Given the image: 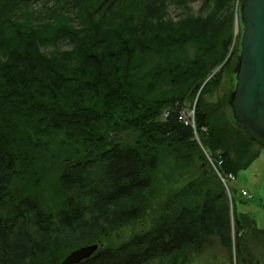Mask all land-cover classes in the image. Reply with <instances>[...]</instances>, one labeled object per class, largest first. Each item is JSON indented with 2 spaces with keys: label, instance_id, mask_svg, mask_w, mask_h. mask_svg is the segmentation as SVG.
<instances>
[{
  "label": "trees",
  "instance_id": "1",
  "mask_svg": "<svg viewBox=\"0 0 264 264\" xmlns=\"http://www.w3.org/2000/svg\"><path fill=\"white\" fill-rule=\"evenodd\" d=\"M239 4L0 0V264H59L96 242L83 264H147L185 258L217 232L227 238L229 200L216 165L237 174L264 145L225 115L216 122L203 99L221 84L220 73L207 79L233 61ZM170 7L181 11L176 22ZM200 91L195 121L213 160L180 119ZM125 132L127 142L117 137ZM46 161L57 163L56 214L32 194ZM154 209L147 230L104 243ZM102 214L111 227L83 223Z\"/></svg>",
  "mask_w": 264,
  "mask_h": 264
},
{
  "label": "rangeland",
  "instance_id": "2",
  "mask_svg": "<svg viewBox=\"0 0 264 264\" xmlns=\"http://www.w3.org/2000/svg\"><path fill=\"white\" fill-rule=\"evenodd\" d=\"M189 7L193 14H198L200 12L201 3H190ZM168 11L169 18L173 19L175 22L180 18L181 11L177 8L170 7ZM242 29V25L240 24V30L236 36V41L230 49L233 61L228 62L226 65V60L204 83L206 84L220 73L219 78L221 84L219 88L211 91L212 93L207 92L203 95V99H205L210 106L213 105L210 107L212 108L211 117H213L216 122L221 123L224 115L226 120L229 119L233 121L230 103L236 87ZM234 34L236 35V24ZM225 65L226 67H224ZM200 94L201 91L192 101V105L189 104L191 102L186 103L187 106L182 110L184 115H190L191 110H193L197 104L199 96H201ZM220 99L222 100L219 101ZM224 100L227 105L223 108ZM194 114L196 117V109H194ZM209 117L210 115H208V118ZM191 127L193 128L195 141L203 149L207 159L213 160L211 153H209L202 144L200 130H198L196 121ZM117 137L119 140L127 142L126 132L120 133ZM14 147L16 149L17 146ZM53 151H58L57 145H53ZM250 155L255 157L248 166L240 169L237 174L226 173L228 174L227 177L230 174L232 175L226 183L222 180L225 177L224 172L220 170V168L224 166L223 160H220L221 162L216 165V170L220 171V179L229 200V236L227 235L225 239L222 237V234L225 232H217L214 235L208 236L207 242L204 245L202 244V247L197 248V250L191 249L190 251L188 250L189 252H185L187 253L184 254L186 255L185 258L175 256L171 257V260L170 257H161V260L156 259L147 264H264V145L262 143L256 144V146L252 148ZM248 159L249 158L246 160ZM56 167L57 163L55 161H46L37 164V174L41 177L39 181V192L32 193L34 195H40V198L44 201L43 207L48 214H56L62 206L61 196L55 194L53 189L55 185L52 184L57 177ZM45 169L47 170L46 173L43 172ZM242 190L248 192L250 196H244L241 193ZM29 193L30 192H27V194ZM46 200L47 203L45 202ZM112 209L113 208H111V210ZM158 214L159 209L158 211L154 209L152 212H148L147 216L143 219L112 232L111 236H108V239L105 240L104 243L109 242V246H115L114 244L117 242L122 243L123 241L130 240L140 232L147 230ZM102 215L96 217L87 216L83 220V223L87 226L93 224L95 229L100 226L111 227V225L108 224L110 218L108 219L106 215ZM65 238L66 237L63 239ZM74 239L76 238L72 237V240ZM229 240L230 242H226Z\"/></svg>",
  "mask_w": 264,
  "mask_h": 264
},
{
  "label": "water",
  "instance_id": "3",
  "mask_svg": "<svg viewBox=\"0 0 264 264\" xmlns=\"http://www.w3.org/2000/svg\"><path fill=\"white\" fill-rule=\"evenodd\" d=\"M239 24L241 49L230 108L234 121L264 142V0H240L237 30ZM97 250V244L86 245L69 253L61 264H79Z\"/></svg>",
  "mask_w": 264,
  "mask_h": 264
},
{
  "label": "built area",
  "instance_id": "4",
  "mask_svg": "<svg viewBox=\"0 0 264 264\" xmlns=\"http://www.w3.org/2000/svg\"><path fill=\"white\" fill-rule=\"evenodd\" d=\"M184 122H185L184 124H185L186 126H192V125H193V123H194V111H191L190 115H189V116H186V118H184ZM231 177H232V175L230 174L228 177L225 176L222 180H223L224 183H226V182H228V180H229ZM241 193H242L244 196H246V197H249V196H250L249 193L246 192L245 190H242Z\"/></svg>",
  "mask_w": 264,
  "mask_h": 264
},
{
  "label": "flooded vegetation",
  "instance_id": "5",
  "mask_svg": "<svg viewBox=\"0 0 264 264\" xmlns=\"http://www.w3.org/2000/svg\"><path fill=\"white\" fill-rule=\"evenodd\" d=\"M96 243H97V242H96ZM96 243H93V244H96ZM93 244H90V245H93ZM88 245H89V244H88ZM84 246H86V245H84ZM80 248H81V247H80ZM95 253H96V252H94L93 255H94ZM93 255H92L90 258H88V259L82 261V262L79 263V264H83V263H85L86 261L90 260V259L93 257Z\"/></svg>",
  "mask_w": 264,
  "mask_h": 264
},
{
  "label": "bare ground",
  "instance_id": "6",
  "mask_svg": "<svg viewBox=\"0 0 264 264\" xmlns=\"http://www.w3.org/2000/svg\"><path fill=\"white\" fill-rule=\"evenodd\" d=\"M238 17H239V14L237 15V18ZM237 18H236V20H237ZM238 32H239V28H238V30L236 29V35L238 34ZM96 244L98 245V249L101 248V246H102L101 243H96Z\"/></svg>",
  "mask_w": 264,
  "mask_h": 264
}]
</instances>
